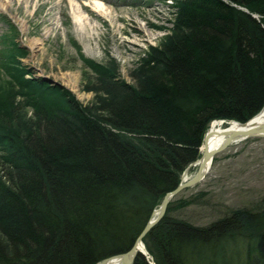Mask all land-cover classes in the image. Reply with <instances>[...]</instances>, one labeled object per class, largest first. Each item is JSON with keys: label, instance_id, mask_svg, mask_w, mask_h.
I'll return each mask as SVG.
<instances>
[{"label": "trees", "instance_id": "obj_1", "mask_svg": "<svg viewBox=\"0 0 264 264\" xmlns=\"http://www.w3.org/2000/svg\"><path fill=\"white\" fill-rule=\"evenodd\" d=\"M170 7L168 33L139 57L132 82L112 56L79 53L92 70L83 72L88 105L32 74L16 25L0 14L9 28L0 40V264H95L126 252L200 157L210 122H245L264 105V0ZM177 199L142 238L148 257L137 252L132 264H264V201L199 226L171 213Z\"/></svg>", "mask_w": 264, "mask_h": 264}, {"label": "rangeland", "instance_id": "obj_2", "mask_svg": "<svg viewBox=\"0 0 264 264\" xmlns=\"http://www.w3.org/2000/svg\"><path fill=\"white\" fill-rule=\"evenodd\" d=\"M101 1L105 14L94 9V0H0V14L16 25V40L27 50L20 61L33 75L69 89L83 105L94 94L83 86V72L92 70L79 53L102 63L112 56L129 83L139 57L149 45H159L172 25V9L160 0ZM8 31L0 16V40ZM214 157L201 181L173 197L184 203L173 209L174 216L207 225L234 209H257L264 201V136L241 140ZM193 173L188 171L187 178Z\"/></svg>", "mask_w": 264, "mask_h": 264}, {"label": "water", "instance_id": "obj_3", "mask_svg": "<svg viewBox=\"0 0 264 264\" xmlns=\"http://www.w3.org/2000/svg\"><path fill=\"white\" fill-rule=\"evenodd\" d=\"M264 108V105L260 109V112ZM258 115V113L256 114ZM256 115L252 116L249 118V120L245 122H235L239 123L240 125L245 126L244 128L235 130L231 129L229 130V136L228 138L219 143L218 146L208 148L207 150H204L201 154V157L197 159L198 164H197V170L193 175H191L188 178H184L185 174L187 173L189 166L194 165L197 163V161L191 163L189 166H187V169L183 172L181 176V182L171 191H167L166 194L162 197V201L158 205V207L153 210L152 216L146 221L145 226L141 229L139 232L138 236L136 237L135 241L133 242V245L126 250V252L123 253H117L116 255H111L109 257H105V259L100 260V262H104L107 259L120 256L122 257V260L124 261V264H132L134 258L136 257L137 252L142 253L143 255L147 256V252L145 250V246L142 243V238H144L147 234V232L155 226L158 221L164 216L166 213V208L167 204L170 202V200L176 196L180 191L183 189H187L189 186H194L196 185L199 181H201L206 173L208 172V166L207 163L208 161H211L213 157L218 154V152H221L228 148V146L233 145L240 140H244L249 137H260L264 136V122H259V124H249L251 122V119L255 117ZM222 121V120H221ZM211 132V129H208L205 133V136L203 138L202 143H205L207 140L208 136L210 135L209 133ZM201 147V146H200ZM96 264V263H95ZM150 264H153L150 262Z\"/></svg>", "mask_w": 264, "mask_h": 264}, {"label": "bare ground", "instance_id": "obj_4", "mask_svg": "<svg viewBox=\"0 0 264 264\" xmlns=\"http://www.w3.org/2000/svg\"><path fill=\"white\" fill-rule=\"evenodd\" d=\"M94 9L102 14H105L107 12L105 4L101 1V0H94ZM81 16L76 15V19L79 20ZM259 122H264V108L262 109V111L258 112V115H256L255 117H253L251 119V122L249 124H259ZM225 123H227L226 125H224ZM245 126L240 125L239 123H235L232 121H221V120H217V121H212L210 128L211 132L209 133L210 135L208 136L207 140L205 141V143H201V147H200V152L202 154V152L204 150H207L208 148H212V147H216L218 146L219 143L225 141L228 136H229V130L231 129H241L244 128ZM211 161H208L207 166H208V170L210 169V165H211ZM198 164V161L196 164H194V167H196ZM207 170V171H208ZM188 175V171L185 174V176H183L184 178H187ZM96 264H124V261L122 260V257L120 256H116L110 259L105 260L104 262H96Z\"/></svg>", "mask_w": 264, "mask_h": 264}]
</instances>
